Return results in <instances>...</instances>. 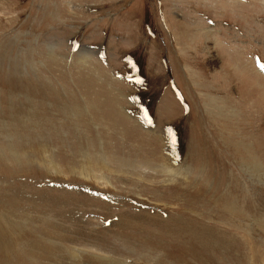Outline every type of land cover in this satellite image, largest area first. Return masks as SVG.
Segmentation results:
<instances>
[{
    "label": "rangeland",
    "instance_id": "rangeland-1",
    "mask_svg": "<svg viewBox=\"0 0 264 264\" xmlns=\"http://www.w3.org/2000/svg\"><path fill=\"white\" fill-rule=\"evenodd\" d=\"M251 71L264 0H0V264H264Z\"/></svg>",
    "mask_w": 264,
    "mask_h": 264
},
{
    "label": "bare ground",
    "instance_id": "bare-ground-1",
    "mask_svg": "<svg viewBox=\"0 0 264 264\" xmlns=\"http://www.w3.org/2000/svg\"><path fill=\"white\" fill-rule=\"evenodd\" d=\"M181 27H183V26H181ZM183 30H184V28H183ZM187 30V29H186ZM192 31V30H191ZM204 36V35H203ZM241 71V70H240ZM237 74H239V73H237ZM251 74H254L252 71H251ZM255 76H256V74H254ZM257 80V81H256ZM254 82L256 83V86H257V88L259 89V91H260V93L262 94V95H264V86H262V85H264V81L262 80V78L261 77H258V76H256V79L254 80ZM263 87V88H262ZM241 151H242V153L244 154V158L241 160V165H243V164H245L246 165V168H247V164H249V167H254V166H256L257 167V165L258 164H255L256 162L255 161H253L254 160V156H252V153L251 154H249V152H246L245 150H242L241 149ZM240 155H241V152H240ZM252 163H254V164H252ZM251 165V166H250ZM245 168V167H244ZM255 168V167H254ZM251 169V168H250ZM248 170V169H247ZM259 170V169H258ZM255 171H257L256 169H255ZM261 171V170H260ZM250 172V171H249ZM253 175V174H252ZM258 175V174H257Z\"/></svg>",
    "mask_w": 264,
    "mask_h": 264
}]
</instances>
